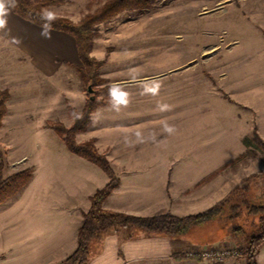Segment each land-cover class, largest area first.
<instances>
[{"label":"rangeland","instance_id":"rangeland-1","mask_svg":"<svg viewBox=\"0 0 264 264\" xmlns=\"http://www.w3.org/2000/svg\"><path fill=\"white\" fill-rule=\"evenodd\" d=\"M105 1L57 0L44 9L78 23ZM11 11L5 25L12 34L0 37V90L9 93L0 128L2 175L9 173L6 164L18 170L24 155L23 168H33L34 180L51 188V170L60 173L71 157L80 158L53 125L71 128L90 109L84 129L73 134L77 143L94 140L107 159L164 158L169 207L155 212L183 216L220 208L234 189L250 199L264 192V147L256 139L257 148L242 142L254 133L264 142V101L250 108L234 100L245 73L264 64V0H153L121 10L93 24L88 56L96 65L84 76L72 34ZM257 72L264 76V69ZM190 175L196 182L188 185ZM37 213L59 228L69 219L49 208ZM244 213L231 223L222 217L189 228L180 257L245 264L257 225ZM234 223L243 232H233ZM96 248L91 241L90 251ZM203 250L215 255L205 258ZM257 254L256 264H264V242Z\"/></svg>","mask_w":264,"mask_h":264},{"label":"crops","instance_id":"crops-1","mask_svg":"<svg viewBox=\"0 0 264 264\" xmlns=\"http://www.w3.org/2000/svg\"><path fill=\"white\" fill-rule=\"evenodd\" d=\"M3 4L0 19L7 21L12 11L7 1L3 0ZM16 17L23 23H29ZM11 34L12 31L5 23L0 26V37H9ZM263 69L264 64L259 63L245 73L242 77L245 78L242 80L243 85L237 95L242 94L239 98L234 96V100H242V105L250 108L259 107L261 101H264V76H259L257 71ZM243 114L242 124L245 125L247 114ZM233 117L231 127L235 128L234 124L240 121L239 113ZM10 156L13 157L14 154H9L6 160L13 163ZM78 157L80 158L71 157L68 169L65 168L60 173L51 170V188L34 180L36 174L31 167L32 176L28 183L0 203V264H60L75 249L77 231L83 213L89 209L90 197L109 180L97 165L94 164L98 168L90 166L84 162H89L88 160ZM19 159L24 167L29 165L25 163L24 155ZM108 160L119 181L102 202L103 208L136 216H150L160 208L168 209L166 181L169 168L165 167L167 163L164 158L130 155L116 158L108 156ZM21 163L18 164V170L23 169ZM184 163L194 166L197 164L195 160H185ZM6 165L9 172L7 175H2L4 161L0 167V175L3 177L18 171L14 165V171L10 169L11 164ZM160 165L162 166L158 167ZM187 180L188 185L196 182L192 176ZM55 182L57 183L54 184ZM43 208H49L58 214L66 213L69 215L68 222L64 221L61 228L57 222L43 224L39 220L42 216L37 213ZM184 213L192 211L186 210ZM182 237L152 235L138 228L113 231L104 237L96 236L93 241L97 248L92 251L88 264H208L205 260L180 257L186 246Z\"/></svg>","mask_w":264,"mask_h":264},{"label":"trees","instance_id":"trees-1","mask_svg":"<svg viewBox=\"0 0 264 264\" xmlns=\"http://www.w3.org/2000/svg\"><path fill=\"white\" fill-rule=\"evenodd\" d=\"M11 9L24 19H27L37 25L49 27L56 30H62L73 35L79 57L83 62L84 69L82 75L89 73V67H94L95 62L88 56L90 48V39L93 35L91 28L93 24L99 22L124 9H141L149 6L153 0H106L94 12L86 15L78 23H73L66 18H62L48 13L44 7L55 3L57 0H7ZM96 65V64H95ZM9 97L7 90H0V126L6 113L5 102ZM84 111L82 118L76 120L71 128L65 129L58 124L53 125L57 133L63 137V140L70 152L83 157L89 162L97 165L109 178L108 182L100 189H97L90 197L89 209L83 213L81 225L77 231V245L75 249L65 257L60 264H88L92 258L90 251V242L96 236L104 237L110 232L121 229L138 228L148 234L164 235L178 237L185 234L189 228L194 225L209 222L211 220L226 218L234 221L244 215L251 216L257 226L256 233L251 235L246 252L245 264H256L255 255L261 244L264 242V192L258 197H242L243 194L238 189L232 190L229 195L221 201L220 208L212 207L210 209L191 213L183 216L174 215L165 211H158L150 216H136L119 211H112L102 207V202L111 193L118 184L116 177L108 159L104 154L98 152L94 145V140H88L77 143L73 134L76 131L83 130L88 123V112ZM83 123V124H82ZM255 138L244 136L242 139L245 147L257 148L253 141L256 139L264 147L261 141L254 133ZM243 152L239 157H244ZM3 165V157L0 151V167ZM214 174H211L212 176ZM32 169L23 168L10 175L3 177L0 175V203L6 198L12 196L31 179ZM245 187V186H244ZM227 207V213L223 209ZM235 233L243 232V226L237 223L230 225Z\"/></svg>","mask_w":264,"mask_h":264},{"label":"built area","instance_id":"built-area-1","mask_svg":"<svg viewBox=\"0 0 264 264\" xmlns=\"http://www.w3.org/2000/svg\"><path fill=\"white\" fill-rule=\"evenodd\" d=\"M189 254L192 255L190 252ZM199 255L206 258V257L214 256L215 254L211 250H206V251L203 250Z\"/></svg>","mask_w":264,"mask_h":264},{"label":"clouds","instance_id":"clouds-1","mask_svg":"<svg viewBox=\"0 0 264 264\" xmlns=\"http://www.w3.org/2000/svg\"><path fill=\"white\" fill-rule=\"evenodd\" d=\"M3 9H4L3 0H0V14H3ZM4 23L5 21L3 19H0V26H3Z\"/></svg>","mask_w":264,"mask_h":264},{"label":"water","instance_id":"water-1","mask_svg":"<svg viewBox=\"0 0 264 264\" xmlns=\"http://www.w3.org/2000/svg\"><path fill=\"white\" fill-rule=\"evenodd\" d=\"M87 89H88V91H90V90H91L90 86H88V88H87ZM91 98H92V97H91Z\"/></svg>","mask_w":264,"mask_h":264}]
</instances>
